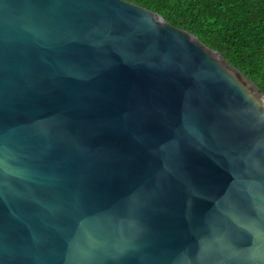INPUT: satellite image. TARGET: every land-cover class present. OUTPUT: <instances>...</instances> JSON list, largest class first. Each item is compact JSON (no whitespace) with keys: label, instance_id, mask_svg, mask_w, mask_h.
I'll use <instances>...</instances> for the list:
<instances>
[{"label":"water","instance_id":"water-1","mask_svg":"<svg viewBox=\"0 0 264 264\" xmlns=\"http://www.w3.org/2000/svg\"><path fill=\"white\" fill-rule=\"evenodd\" d=\"M0 264H264V92L125 0H0Z\"/></svg>","mask_w":264,"mask_h":264},{"label":"trees","instance_id":"trees-1","mask_svg":"<svg viewBox=\"0 0 264 264\" xmlns=\"http://www.w3.org/2000/svg\"><path fill=\"white\" fill-rule=\"evenodd\" d=\"M194 34L264 92V0H125Z\"/></svg>","mask_w":264,"mask_h":264}]
</instances>
